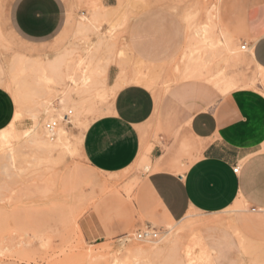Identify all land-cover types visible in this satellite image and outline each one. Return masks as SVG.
<instances>
[{"label":"rangeland","instance_id":"1","mask_svg":"<svg viewBox=\"0 0 264 264\" xmlns=\"http://www.w3.org/2000/svg\"><path fill=\"white\" fill-rule=\"evenodd\" d=\"M10 1L0 0V86L11 94L16 108L8 129L15 130L23 145L14 159L0 158V264H187L179 253L186 243L195 257L205 248L208 257L202 264H221L220 252L233 244L239 264H264V228L245 205L217 213L192 211L167 225L147 223L137 208L135 190L149 161L139 156L126 169L107 173L90 167L80 151L85 125L108 111L115 90L124 82L118 78L116 83H121L111 89L101 74L115 58L128 61L126 24L154 7L183 12L188 29L196 31L188 38L184 57L199 60L195 67L205 71V80L215 85L224 76L235 82L234 87L256 88L257 71L246 53L239 46L222 48L215 62L218 43L211 39L220 19L219 5L236 8V13L225 14L227 28L229 19L242 24L245 9L255 0H127L121 9L105 7L101 0H64L65 27L44 45L24 43L11 33L6 15ZM58 56L62 59L54 68L46 65ZM78 60L83 69H72ZM133 66L141 70L136 71L141 77L131 81L147 84L160 101L174 79ZM63 91L72 94L69 102H63ZM35 121L46 137L54 138L44 150L31 142ZM48 121H57L52 131L45 128ZM57 128L66 140L57 139ZM159 131L161 127H156L154 135ZM147 226L158 230V238L135 239V232ZM88 250H99L101 258L100 254L87 258Z\"/></svg>","mask_w":264,"mask_h":264},{"label":"crops","instance_id":"2","mask_svg":"<svg viewBox=\"0 0 264 264\" xmlns=\"http://www.w3.org/2000/svg\"><path fill=\"white\" fill-rule=\"evenodd\" d=\"M101 1L105 7L117 3ZM33 7L31 0H11L7 25L20 41L44 45L65 27L66 4L46 0L43 12L51 22L40 28L31 16ZM236 12L234 5L218 6L220 19L211 34L218 43L213 56L217 62L222 48L233 50L244 43L243 51L258 75L254 89L234 87L235 82L224 76L215 85L203 78L208 75L195 67L199 60L184 57L188 38L196 31L188 29L180 8L154 7L126 24L129 62L115 58L106 76L109 87L118 78L124 82L108 111L83 130L81 152L90 167L107 173L126 169L139 156L149 161L135 190L137 208L147 223L167 225L192 211L217 213L243 204L264 228V0L245 9L242 24L229 19L223 27L225 14ZM199 37L204 38L202 32ZM190 60L194 65L189 70ZM134 63L142 65L143 73L157 71L174 79L160 101L147 84L131 81L141 77ZM15 110L11 94L0 86V130L12 122ZM178 125L182 127L175 134ZM156 127L161 131L154 135ZM238 252L235 244L226 245L221 264H239Z\"/></svg>","mask_w":264,"mask_h":264},{"label":"bare ground","instance_id":"3","mask_svg":"<svg viewBox=\"0 0 264 264\" xmlns=\"http://www.w3.org/2000/svg\"><path fill=\"white\" fill-rule=\"evenodd\" d=\"M156 1H158V0H156ZM163 2V1H162ZM128 2H127V0L125 1V0H118L117 1V4L115 5V7H116V9H121V8H123L124 6H126V4H127ZM131 3V2H130ZM132 4V3H131ZM148 5V4H147ZM129 7V6H128ZM125 8V7H124ZM215 9V8H214ZM216 10V9H215ZM217 12V11H216ZM216 16H217V14H216ZM211 29V28H210ZM220 30V29H219ZM205 31V30H204ZM223 33V32H222ZM223 34H225V33H223ZM226 35V34H225ZM227 36V35H226ZM203 38V37H202ZM227 39H228V37H227ZM210 40V39H209ZM231 47V46H230ZM230 50V48H229V46H228V48H227V50ZM226 50V51H227ZM55 59L53 60V61H50L49 63H47L46 65L48 66V67H52V68H54V64H56L57 62H59L61 59H62V56H58V57H54ZM192 61H190V63L186 66V69H189L190 70V67H192ZM81 65V60H78V62H76L75 63V65H74V67L72 68V69H74V70H82L83 68H82V66H80ZM190 65V66H189ZM194 65V64H193ZM201 65V64H200ZM69 66V65H68ZM68 66H67V69H68ZM40 67L44 70V68H45V65L44 66H42V65H40ZM109 67V66H108ZM86 68V67H85ZM104 68H105V66H104ZM195 68V67H194ZM71 69V70H72ZM66 70V69H65ZM104 70V69H103ZM188 70V71H189ZM191 70H193V69H191ZM46 71V70H45ZM44 71V72H45ZM48 71V70H47ZM102 71V70H101ZM188 71H186V72H188ZM221 71V70H220ZM185 72V73H186ZM196 71H194V74L196 75L197 73H195ZM82 73V72H81ZM98 73V72H97ZM44 74V73H43ZM101 74V73H100ZM186 75H187V73H186ZM193 75V74H192ZM195 75H193V76H195ZM199 75V74H198ZM201 75V74H200ZM71 76H72V74H71ZM101 76H102V79H103V82H106V76H107V68L104 70V71H102V74H101ZM72 79V77H70V80ZM121 79V78H120ZM73 80V79H72ZM122 80V79H121ZM45 80H44V84H45ZM74 82V81H73ZM117 82V81H116ZM72 83V82H71ZM121 83V82H120ZM119 82H118V84L117 83H115V85L114 86H116V84L117 85H119L120 84ZM46 86H48V85H46ZM67 86V85H66ZM113 86V87H114ZM111 89H112V87H110ZM69 89V88H68ZM110 89V90H111ZM54 90V89H53ZM67 90V89H66ZM166 90V89H165ZM225 90H226V88H225ZM112 91V90H111ZM64 92V91H63ZM63 102L65 103L66 101L67 102H69L68 100H70V99H72V94L70 93V92H68V91H66V92H64V94H63ZM49 103V102H48ZM52 104V103H51ZM50 109V108H49ZM70 110H68V112H69ZM70 112H72V111H70ZM47 115V113L45 114V116ZM50 115V114H49ZM65 115V114H64ZM38 121H35V124H36V126L32 129V135H31V133H30V135H31V139H32V143H33V145H35V144H37V145H39V149H42L43 148V150H44V146H46V145H48V146H52V143L53 142H51V140L52 139H54V138H52L51 136H48V137H46L47 136V134L45 135V133H47V132H45V130H44V132H42V129H40L39 128V126H38ZM85 125V124H84ZM87 125H88V123L85 125V127H84V129L87 127ZM11 127V126H10ZM14 129V128H13ZM25 134L27 135V132H25ZM26 135H23V136H26ZM56 135H57V139L58 140H66V137L67 136H65V134L62 132V129L61 128H57V130H56ZM82 137V136H81ZM21 138L18 136V135H16V133H15V130L13 131V130H10V129H8V126L7 127H5V128H3V129H1L0 130V158H4L3 160H5L6 161V159H10V160H12V159H14V156H15V151L17 150V148L18 147H21L22 145H23V142H21V140H20ZM30 139V140H31ZM22 141H25V140H23L22 139ZM30 142V141H29ZM28 142V143H29ZM31 142L29 143V144H31ZM26 143V142H25ZM27 144V143H26ZM62 144V143H61ZM64 144H67V142H65ZM80 144V143H79ZM66 146H68V145H66ZM78 146H80V145H78ZM64 147V146H63ZM67 149V148H66ZM18 150H19V148H18ZM68 150V149H67ZM81 151V150H80ZM6 158V159H5ZM10 160H9V163H10ZM2 161V160H1ZM14 161H11V163H13ZM5 165H6V162H5ZM4 165V166H5ZM10 165H12V164H10ZM201 240V239H200ZM175 248V247H174ZM107 249V248H106ZM181 249H182V251H180L179 253H181L180 254V256L184 259V261H185V263H187V264H202V262L205 260L204 258L205 257H208V256H205V253H206V250H205V248L202 250V253L201 254H199V255H197L196 257L192 254V248H191V246H190V244H188V243H186V244H182V246H181ZM90 250V249H89ZM88 250V251H89ZM99 250H101V249H99ZM99 250H97V251H99ZM93 252V251H89L88 253H87V258H90V257H92L93 258V256H95V259H96V256L98 255V254H100V253H98V252ZM101 255L102 254H100L98 257H99V259L101 258ZM194 257H193V256ZM212 260V259H211ZM116 262V261H115ZM180 262V261H179ZM208 263H210V262H208Z\"/></svg>","mask_w":264,"mask_h":264},{"label":"built area","instance_id":"4","mask_svg":"<svg viewBox=\"0 0 264 264\" xmlns=\"http://www.w3.org/2000/svg\"><path fill=\"white\" fill-rule=\"evenodd\" d=\"M246 45L243 43L241 45V49H245ZM70 113V111L68 112V114ZM68 115L65 114L62 117V120L66 121ZM56 122L57 121H48L47 123H45V128L48 131H52L54 129V127L56 126ZM238 170V166L233 168V171L236 172ZM159 232L156 228L151 227V226H147L144 229L138 230L135 232V236L134 238L139 240V241H153L155 239L158 238Z\"/></svg>","mask_w":264,"mask_h":264},{"label":"snow or ice","instance_id":"5","mask_svg":"<svg viewBox=\"0 0 264 264\" xmlns=\"http://www.w3.org/2000/svg\"><path fill=\"white\" fill-rule=\"evenodd\" d=\"M31 3L34 5L31 16L35 25L40 28L44 27L47 23H50V20H46L43 12V6L46 3V0H31Z\"/></svg>","mask_w":264,"mask_h":264}]
</instances>
